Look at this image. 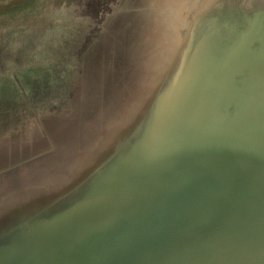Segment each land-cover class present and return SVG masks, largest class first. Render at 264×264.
<instances>
[{
	"label": "water",
	"instance_id": "water-1",
	"mask_svg": "<svg viewBox=\"0 0 264 264\" xmlns=\"http://www.w3.org/2000/svg\"><path fill=\"white\" fill-rule=\"evenodd\" d=\"M119 1L97 5L96 22L95 11L87 9L90 22L62 41L45 64L51 67L10 73L8 64L20 62L19 52L18 59L1 61L12 48L0 43V165L3 148L21 139V126L13 139H7V128L19 124L27 110L28 116L35 112L28 96L16 92L27 84L29 91L46 88L22 83V72L34 78L38 71H60L59 81ZM201 6L190 27L179 30L196 40L186 49L189 73L181 98L154 126L159 132L166 124L164 143L147 150L135 146L128 168L120 139L105 143L103 159L92 165L111 158L96 170L115 167L116 154L125 163L119 167L127 169L113 168L103 177L113 203L87 225L59 215L41 218L51 201L39 210L36 202L24 208L16 189L19 211L0 222V264H264V0H203ZM49 82L45 91L53 90ZM156 104L131 131L155 123L148 119L156 118ZM32 127L41 134L34 124L27 132ZM32 153L2 165L0 173L19 169Z\"/></svg>",
	"mask_w": 264,
	"mask_h": 264
},
{
	"label": "rangeland",
	"instance_id": "rangeland-1",
	"mask_svg": "<svg viewBox=\"0 0 264 264\" xmlns=\"http://www.w3.org/2000/svg\"><path fill=\"white\" fill-rule=\"evenodd\" d=\"M63 1L57 4L51 0L33 13L0 16V36L8 37L5 44L12 48L1 61L12 55L18 59V52L20 58V62L8 64V72L29 66L51 67L45 64L51 63L62 41L75 28L90 22L85 11H95L93 21L98 19L99 0L90 7L83 0H68L70 6ZM202 1L120 0L101 23L90 46L75 61L68 62L59 81L56 74L60 71L29 75L34 78L22 72V83L46 84V88L29 91L32 85L27 84V89L16 92L28 96L35 112L28 116L27 110L19 124L7 128V139H13L21 126V139L3 148L0 167L22 161L31 152L35 156L17 170L0 173V222L12 219L9 216L19 211L13 202V192L19 188L24 208L36 202L39 210L51 201L46 210L39 212L41 218L59 215L64 222L74 218L87 225L109 212L113 202L103 190V177L113 168L126 170L135 146L147 150L149 145H162L167 137L166 124L159 132L154 126L160 113H169L181 98L189 73L186 49L194 45L196 38L191 32L186 36L179 30L190 27ZM28 37L31 41H26ZM22 49L28 52H20ZM51 79L53 90L45 91L52 87ZM155 104L156 118L148 119L155 123L143 125L139 132L131 131ZM31 124L39 126L41 134L33 127L31 133L27 132ZM117 139L123 143L120 149L127 158V168L119 167L125 163L116 154L115 167L112 164L108 169L96 170L111 158L108 154L101 164L92 165L103 159L105 143ZM90 174L91 178L85 179ZM41 199L43 203L39 204Z\"/></svg>",
	"mask_w": 264,
	"mask_h": 264
},
{
	"label": "trees",
	"instance_id": "trees-1",
	"mask_svg": "<svg viewBox=\"0 0 264 264\" xmlns=\"http://www.w3.org/2000/svg\"><path fill=\"white\" fill-rule=\"evenodd\" d=\"M49 1L51 0H6L3 3H0V16H2L3 13L13 14V13H19V12H24V11L33 13V11H39L40 10L39 7L45 5L46 3H49ZM86 1H87L86 3L87 5H91L94 3L95 0H83L84 3ZM108 1L110 0H99L97 5H100L101 7H105ZM55 2L61 3L63 2V0H55ZM94 14L95 12H93V15ZM31 15L32 14H29V16ZM0 40H2L3 43H8L9 41L8 37L6 36H0Z\"/></svg>",
	"mask_w": 264,
	"mask_h": 264
}]
</instances>
